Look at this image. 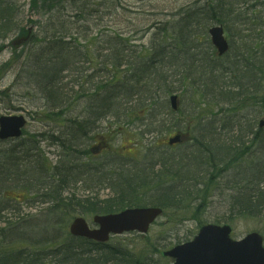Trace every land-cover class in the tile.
<instances>
[{
  "label": "rangeland",
  "instance_id": "obj_1",
  "mask_svg": "<svg viewBox=\"0 0 264 264\" xmlns=\"http://www.w3.org/2000/svg\"><path fill=\"white\" fill-rule=\"evenodd\" d=\"M3 1L11 4L17 2V0ZM30 1L18 0L19 12L22 13L20 22L22 28L30 31V35L37 34L41 37L45 35L43 29L51 14L45 10L40 0L35 2L36 6H30ZM117 1L120 2L118 10L112 12L110 8L101 7L98 14L93 13L88 21L83 22L84 25H89L90 28H79L82 31H89V34L84 33L82 40L78 41L81 44L80 49L85 50L87 48L90 54L96 52L95 46L84 41V38H92L99 31L103 33L111 30L123 33L124 37L133 45H136L139 50L159 42L161 44H171L173 60L176 59L175 51H179L182 47L183 53L180 60L172 61L171 65V73H173L171 84L175 88L174 93L179 96L178 111L174 112L175 114L165 113L162 115L161 118L165 120L164 124L147 119L149 118L148 115L137 122L131 123L117 120V118L110 115L104 117L89 131L88 136L93 137H77V140H75V147L81 150L79 157L69 155L59 143L49 137V134H58L57 130L66 129V122L60 118L56 121L47 118L49 114L43 113L42 106L45 102L41 98V94L38 93V88L24 84L25 80L17 76L20 64H16V59H23L30 47L41 43H33L32 41L26 43V40L14 45L13 40L18 37H25L26 34L23 36L18 35V32L10 34L7 39L0 41V116L23 115L27 118V125L21 138L0 141V182L2 183V185L0 184V199L3 195L15 197L16 194H21L23 190H26V188H22L23 186L32 187L30 186V175H33V172L37 173L38 184L44 186L49 184V177L46 173L50 171L47 167H63L76 163L84 164L82 167L84 173H80L79 168L76 166L75 170L77 171L73 173L70 188L64 192V196L75 193L76 197L83 198L98 192L101 199H106L114 194L113 188L111 189L109 186L112 178L111 170L116 168L134 170L141 167L144 168V170H141V174L149 177L146 173L149 172L150 174L151 170L153 174H157L161 169L160 160L166 159L170 154L175 157H182V163L185 164V168L189 172H187L185 178H193L190 181L191 183L187 182L181 185L192 190L188 196L189 198L187 200L182 199L178 208L166 209L163 216L158 218L146 235L132 232L114 236L111 238L109 245L126 250L135 259L141 260L143 264H173L174 259L168 256L165 257L163 253L179 243L193 240L201 226L216 223L215 221H220V225H231V237L235 240L242 239L248 233L254 231L259 232L264 239V215L248 217L234 215L231 212V196L236 190H232V188L238 187L235 175L238 179L237 170H239L238 168L243 161L253 160L255 147L250 148L252 152L240 155L247 145L242 150L236 145V152L238 153H235L234 156L238 154V157L229 158L227 164L223 162L226 157L220 165L214 163L212 167L207 162L205 155L200 164L191 163L198 147L194 139L195 136H198V131L202 132L214 128L220 133L221 136L218 138L221 141L229 142L232 138L239 141L236 137L238 135L237 131L233 132L237 128L239 117L244 115L243 118H246L240 122L245 130L246 120L252 119L253 115L259 113L256 118L258 122L264 116V80L259 89L260 94H257L259 101H252L246 107H240L238 103L228 104L218 100L219 97L214 95L207 98V91L200 79L197 80V76L194 79L195 82L189 83V80L185 86L177 81L182 75L181 72L187 69L188 64H191L187 59L188 55L194 53L196 57V63L193 64L194 71L198 69L196 72L206 73L205 79L211 75H216L220 78V81L217 80L218 90L230 89L233 86L232 83L235 82L232 77L237 73V70L233 71L231 66L233 61L237 63L234 64L237 67H243L247 62L245 57L247 54L245 55L243 44L245 47V44L254 45L256 43L257 46L254 45V48H257V56L264 53V0H223L225 9H228V16L224 17L229 25V30L225 32V35L231 49L227 57L216 64H212L210 61L214 57L210 51V45L212 44L208 30L205 31L204 28L193 30L200 37L198 41H195L198 44L187 43V45L182 44L178 47L176 46L178 45L177 39L174 38L178 36L175 26H173L174 23L178 22L185 12L205 5L208 0ZM108 2L111 3V1ZM72 14L71 9L63 10L60 18L69 22L76 19L71 16ZM81 22H78L77 25ZM200 24H204V22ZM216 24L218 23L212 22L208 24L207 28L209 29ZM161 27H164L163 29L166 31L159 30ZM157 31L158 35L156 34ZM70 41L75 44L74 39ZM83 44L87 45L86 48ZM261 46H263V52H261ZM185 51L190 53L186 54ZM91 56L94 57L93 54ZM81 57L83 56L81 55ZM201 59L203 61L201 65H198ZM77 67L85 69L86 67H93V64L80 62ZM84 69L83 76L93 72V70ZM224 70L227 71L223 72ZM77 75L78 72H75L65 80L68 82L77 79L75 90L82 86L87 90L95 82V78L92 79V77L89 79L90 82L83 84L85 79L77 78ZM99 75L101 76L98 78L99 81L106 80V73H100ZM203 90L205 95H203ZM86 106L85 100L82 99L78 102L77 112L82 114ZM168 107L170 108V102ZM235 108H237L236 111H233ZM132 116L135 117V115ZM132 116L129 120H134ZM151 126L156 131H149ZM171 126L173 128L165 129ZM174 127L176 128L174 129ZM176 131L186 134V136L181 143L170 146L168 139L176 134ZM40 133L43 134L39 136ZM64 138L68 139V137ZM245 139L252 142L251 135L245 137ZM247 144L250 146L251 143L247 142ZM117 157H120V159H117ZM233 160H236V162L234 163ZM95 166H100V169L97 168L100 171L98 174H95ZM14 169L15 171L19 169L22 176L24 174L21 179H25V181L16 178ZM179 179L180 176H171L170 173L156 176L155 180L148 178L149 184L139 187L135 193V195H138L137 201L141 206H151L149 204L153 202L154 197L158 196V190L167 186L171 187V185L174 187L171 188L173 191L185 190L186 192L188 188L176 184ZM2 180H4V183ZM7 188L10 189V193L6 192ZM32 188L34 189V187ZM30 196H32V193L28 192L27 197ZM25 199H20V202L24 201L19 204L18 201L3 200L2 203L9 206L3 217H10L9 220L12 221L19 214L22 216L38 214L40 209L46 207V204H41L32 199H26L27 201H25ZM62 216L65 217V222L68 225L73 217L83 216L92 227L95 226L93 223L94 214L76 211L71 216L63 213ZM4 224V222H1L0 225L4 226ZM99 252L106 253L107 248Z\"/></svg>",
  "mask_w": 264,
  "mask_h": 264
},
{
  "label": "trees",
  "instance_id": "obj_2",
  "mask_svg": "<svg viewBox=\"0 0 264 264\" xmlns=\"http://www.w3.org/2000/svg\"><path fill=\"white\" fill-rule=\"evenodd\" d=\"M36 1L31 0L30 6H36ZM40 1L45 10L51 14L43 29L45 35L41 37L37 34L30 35V31L22 28L20 22L22 13L19 12L18 0L14 4L0 0V41L7 39L10 34L18 32V35L21 34L20 36L25 34V36H29L26 43L31 41L41 43L30 47L23 59H16V64H20L17 76L25 80L24 84L38 88V93L41 94V98L45 102L42 106L43 113L49 114L47 118L54 119L53 121L58 118L64 119L66 129L57 130L58 134H49V137L59 143L69 155L77 157L81 152L74 144L77 137H93L88 136L91 128L109 115L117 120L127 121V123L137 122L148 115L147 119L164 124L165 120L161 118L162 115L165 113L175 114L168 104L169 96L175 92V88L171 84V81L173 82L171 65L172 61L180 60L183 53L180 45L198 44L195 41H198L200 37L193 30L204 28L207 31L208 24L212 22L223 25L225 32L229 30L228 21L224 17L228 16V9H225L223 0H208L205 5L185 12L180 20L174 23L173 26L178 34L174 38L177 39L178 45L176 46L180 47L179 51L174 50L176 58L174 60L172 59L171 44L159 42L139 50L136 45L124 37L123 33L115 30L103 33L99 31L92 38H84V41L91 43L97 50L91 53L94 55L92 57L86 48L87 45L83 44L86 49L81 50V44L78 42L82 40V35L89 34V31H82L79 28L89 29L90 26L84 25L83 22L88 21L93 13L98 14L101 7L110 8L112 12L118 10L120 2L117 0ZM108 1L111 3L109 4ZM67 9H71L73 12L71 16L76 19L68 22L60 18L63 10ZM80 21H82L81 24L77 25ZM201 22L204 24H200ZM163 28L161 27L159 30L165 32L166 30ZM71 39H74L75 44L71 43ZM254 45L257 46L256 43ZM254 45L245 44L244 47L243 44L245 55L247 54L245 56L247 62L243 67L234 66L237 63L233 61L231 66L233 71L237 70V73L232 77L235 82L232 83L233 86L230 89L218 90L217 80L220 81L218 76L211 75L205 79L206 73L196 72L198 69L194 71L193 64L196 63V57L189 51H185V53H190L187 59L191 64H188L187 69L181 72L182 75L177 81L185 86L186 82L189 80V83L193 82L197 76V80L200 79L207 91V98L214 95L219 97L218 100L228 104L238 103L240 107H246L252 101H259L257 94H260L259 89L264 80V53L257 56V48H254ZM210 48L214 57L210 60L212 64L223 60L229 54L228 52L223 57H219L212 45ZM260 49L263 52V46ZM202 61L203 59L198 62V65H201ZM80 62L93 64V67L78 68L77 64ZM83 69L93 70V72L83 76ZM75 72H78L77 78L85 79L83 84L90 82L89 79L92 77V79L95 78V82L87 90L84 86L75 90L77 79L65 81ZM100 73H106L105 81L98 80L101 77ZM203 95H205L204 90ZM82 99L85 100L87 106L84 107L83 113L79 114L77 105ZM261 100L263 101V99ZM131 116L134 120H129ZM258 116L259 113L253 115L252 119L246 120L245 130L240 122L246 118H243L244 115L239 117L237 128L233 130V132L237 131L236 137L239 141H235V138L229 142L221 141L218 138L221 136L220 133L214 128L198 131V136L194 138L198 147L191 163L197 165L202 162L204 155L212 167L214 163L220 165L226 157L223 162L227 164L228 159L234 158L236 156L234 154L238 153L236 145L241 150L245 149V145H247L240 155L252 152L250 148L255 147L253 160L243 161L237 170L238 179L235 175L238 187L232 186V190H236L231 196V212L234 215L248 217L264 215V128H258L256 121ZM169 128H173V126L165 129ZM149 131L154 132L156 129L151 126ZM42 134L40 133L39 136ZM249 135L252 136V142L245 139ZM64 137H68V139ZM247 142L251 143L250 146ZM233 162L235 163L236 160ZM159 163L161 169L157 174H153L151 170L150 174L145 172L149 177L141 174V170H144L141 167L135 168V171L118 168L111 170L112 178L109 186L111 189L113 188L114 194L106 199H101L98 192L83 198L76 197L75 193L64 196V192L70 188L73 173L77 171L75 170L76 166L80 173H84L82 169L84 164L47 167L50 171L46 173L49 177V184L44 186L38 184L37 173L33 172V175H30V186L34 189L23 186L22 188H26V190H23L21 194H16L15 197L3 195L0 199V224L1 222L5 223L4 226L0 225V248H2L0 249V264H143L141 260L135 259L131 253L120 247L70 236L68 223L65 222L62 213L70 216L76 211L86 214H107L118 212L127 207L139 206L138 195H135L138 188L149 184L148 178L155 180L156 176L162 174L170 173L171 176H180L176 184L188 188L181 185L192 181L193 178H185L188 170L182 163L181 156L175 157L169 154ZM99 167H94L95 174L100 172L97 170V168L100 169ZM14 174L17 179L24 177L19 169L17 171L14 169ZM115 175L116 177H114ZM21 180L25 181V179ZM2 181L4 183V180ZM0 184L2 185L1 182ZM171 188L174 187L171 185V187L167 186L158 190V196L154 197L155 199L149 205L164 209L178 208L182 199L187 200L192 192L189 188L186 192L185 190L173 191ZM6 190L10 193V189ZM28 192L32 193V196L27 197ZM22 198L46 204V207L40 209L38 214L23 216L19 214L12 221L9 220L10 217H3L4 212L9 208L5 203H2L3 200L18 201L19 204L24 201L20 202ZM26 199L25 201H27ZM215 222L219 223L220 221ZM104 248H107L106 253L99 252Z\"/></svg>",
  "mask_w": 264,
  "mask_h": 264
},
{
  "label": "water",
  "instance_id": "obj_3",
  "mask_svg": "<svg viewBox=\"0 0 264 264\" xmlns=\"http://www.w3.org/2000/svg\"><path fill=\"white\" fill-rule=\"evenodd\" d=\"M213 45L220 55L229 50L224 28L215 25L209 29ZM21 38L15 45L24 42ZM173 109L178 108V96L170 97ZM27 119L23 115L0 116V139L18 138L23 133ZM264 127V118L259 121ZM180 134L169 139V144L181 142ZM163 214L160 207L127 208L118 213L95 215L97 228H91L87 220L80 216L74 218L69 226L73 236L86 237L98 242H107L111 235L129 231L148 232L151 224ZM232 227L228 224H207L201 227L195 238L189 242L176 245L165 251V256L175 258L174 264H264V240L260 233L251 232L241 240L231 238Z\"/></svg>",
  "mask_w": 264,
  "mask_h": 264
},
{
  "label": "bare ground",
  "instance_id": "obj_4",
  "mask_svg": "<svg viewBox=\"0 0 264 264\" xmlns=\"http://www.w3.org/2000/svg\"><path fill=\"white\" fill-rule=\"evenodd\" d=\"M257 126H258V128H260L259 125H257ZM260 129H262V128H260Z\"/></svg>",
  "mask_w": 264,
  "mask_h": 264
}]
</instances>
